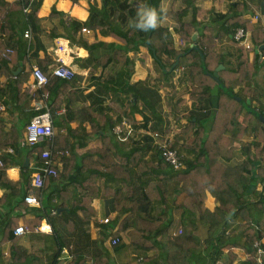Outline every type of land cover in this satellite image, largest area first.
Segmentation results:
<instances>
[{
	"label": "trees",
	"instance_id": "obj_1",
	"mask_svg": "<svg viewBox=\"0 0 264 264\" xmlns=\"http://www.w3.org/2000/svg\"><path fill=\"white\" fill-rule=\"evenodd\" d=\"M155 1L102 0L98 8L95 3L90 4L86 21L74 19L71 26L73 30L84 25L92 29H107L116 38H121L113 28L120 29L127 17L135 26L137 12L146 7L156 9ZM40 6L41 0H0V78L5 77L0 85L13 94L17 104H22L29 96L23 84L31 72L28 61L35 56L23 38V32L28 27L38 30ZM251 7L257 8L249 1L235 0L229 3L227 12L218 15V28L205 25L201 32L194 21L179 22V27L175 29L177 41L167 39L171 32L166 28L156 27L148 31L136 28L138 41L160 62L163 73L182 68L187 74V100L191 102V108L182 134L191 132L193 140L184 142L179 148L175 147V143L170 144L182 155L184 167L173 169L167 165L160 158L158 149V158H144L141 144H148L152 139L149 134L135 135L133 132L127 136L130 145L120 150L112 131L125 113L124 109L120 110L119 120L109 127V132L113 134L105 135L101 147L90 150L79 164L72 159H62L61 171L49 176L42 188L30 186L29 177L33 169L21 167L27 183L26 195L33 194L44 199L38 214L27 225L33 229L40 225L43 218L51 225L50 237L43 243L44 249H50L51 254L43 255L41 250L26 247L21 238L13 234L17 222L11 224L9 218L1 231L0 248L9 244L7 256L0 251L1 263L113 264L109 253L102 251L99 245L98 250L93 252L87 247L89 237L86 234L88 221L96 213L93 199L110 196L115 210L119 212L107 222L111 230L106 235L118 238L117 243L110 244L113 251L127 247L137 258L141 256L139 261L144 264H190L195 255L204 251L211 264L217 261L232 264L237 259L235 250L238 248L245 254L241 264H264V253L258 254L253 245L264 238V89L255 81L258 70L264 64V14L253 21L254 14L249 12ZM203 12L196 7L194 15ZM237 28H242L247 34L248 48L243 40L234 39ZM196 31L199 34L193 42L192 35ZM122 33L127 36V31ZM223 36L235 47L231 62L216 50L217 42ZM125 40L124 43L133 42L131 37ZM127 51L122 47L115 48L108 56L107 66L116 70L122 65L128 66ZM48 58L38 61L47 82L39 92L35 90L32 93L35 98L43 96L45 100L51 79L65 80L46 72L47 64L52 61ZM176 59L178 62L173 65ZM20 63L21 66L28 64L29 70L15 73ZM219 64L223 68L217 71L216 80L213 73ZM215 84H218V99L213 110L210 91ZM56 100L52 99L48 104L51 114L57 107ZM185 102L184 98H179L177 104ZM6 129L0 116V147L11 146L14 151L10 154L11 159H1V187L13 189L20 183V180L8 179L5 169L13 162L21 163L16 156L21 155L24 149L28 150V156L31 154L34 157L36 164L42 162L40 153L44 148L50 147L54 160L59 158L60 151L63 154L69 149V143L61 144L56 134L52 145L44 140L29 147L21 144L14 127ZM158 133L162 137V132ZM58 144L62 145L61 148ZM94 155L96 159L92 160ZM235 157H240V161H236ZM70 168L73 169L72 174H69ZM105 179L120 180L121 185L109 188L104 185ZM60 181L74 186L75 191H59L57 183ZM172 182L177 185L174 190L170 189ZM206 193L216 199L217 205L212 211L205 206ZM5 196L2 194L0 198ZM60 196L67 199L65 207H60L58 203ZM173 208L182 212V229L176 236L169 235ZM132 214V223L128 225L127 219ZM54 218L67 237L56 227ZM199 227L204 228L203 237L197 233ZM120 233H124L127 242L120 237ZM32 234L37 236L40 233ZM67 246H70V257L63 262L61 252Z\"/></svg>",
	"mask_w": 264,
	"mask_h": 264
},
{
	"label": "crops",
	"instance_id": "obj_2",
	"mask_svg": "<svg viewBox=\"0 0 264 264\" xmlns=\"http://www.w3.org/2000/svg\"><path fill=\"white\" fill-rule=\"evenodd\" d=\"M233 1L235 0H156L155 7L162 21L157 27L168 29L171 36L167 39H173L174 41L178 39L175 29L179 27V22L194 21L198 25L199 32L202 31L205 25L218 28L219 23L216 21L218 15L227 12L229 3ZM245 1L256 4L257 8L251 7L249 12L262 17L264 14V0ZM92 3H95L98 8L101 6L102 0H41V6L38 10V16L40 17L38 30L28 27L30 35L28 38L23 37L27 40V45L31 48L32 53L35 54L34 58L28 61V64L31 63L30 66L32 64L39 66L38 61L49 57L52 61L47 64L46 72L48 73L51 66L55 64L56 43L61 42L67 47L69 53L67 60L74 70L72 79L63 81L52 78L49 87L46 88L48 94L45 101L47 104L55 98L58 101L56 109L51 114L57 141H60L61 144L69 143L67 147L70 150H64L65 153L63 154L60 151L59 158L55 160L57 169L60 171L64 161L62 159H72L73 162L79 164L90 150L101 147L105 135L108 136L112 133V131L109 132V127L114 121L119 120V111L122 109L125 110V113L119 122L125 119L131 127H134L135 135L139 133V135H142V131L149 133V135L151 132L161 131L162 137L160 139H165L170 144L175 143L178 147L184 142L190 143L193 140L191 132L185 135L182 134L183 128L188 123V112L191 108V102L187 100L189 85L185 70L176 68L172 73H163L160 62L155 59L146 46L138 41L139 36L136 27L131 24L129 17L120 29L113 28L121 35V38H116L107 29H92L86 25L81 29L73 30L72 20L86 21ZM196 7L204 10V12L201 15L198 13L194 15ZM252 18L253 21H256L254 16ZM83 28H86L88 32L82 31ZM124 30L127 31V36L123 35L122 31ZM196 32L198 36L199 32ZM128 37H131L133 42L124 43ZM118 47L128 49V66L122 65L121 68L116 70L107 66L106 62L110 60L108 58L109 54ZM216 50L224 54L226 61L231 62L234 60L235 47L229 43L226 36H223L217 42ZM251 57L252 54H250ZM176 61L178 60L176 59L173 65L176 64ZM28 64L21 66L20 63V67L15 70V73L22 69L29 70ZM41 64L43 65L44 62H41ZM221 68H223V65ZM30 80L31 76L28 74L23 88ZM4 81L5 77H1L0 83ZM255 81L264 89V64L258 70ZM132 84H135L136 87L128 89L127 86H132ZM1 89H4V87L0 85V104L5 106V110L0 113V116L5 121L6 130L8 131L11 127H14L18 131L21 144H24V125L35 113L29 106L30 97L33 95H29L22 104H17L12 98L13 94L11 92ZM179 98H184L186 102L183 105H178ZM114 101H116V105ZM115 140L121 147L120 150H124L128 147L127 145H130V141H121L117 136ZM61 144H58V148H61ZM141 145V153L144 158H158L154 139H150L146 145ZM8 147L13 150L11 146L0 147V165L2 158H5V160L12 158L10 154L14 151L12 153L5 151ZM27 151V149H24L21 155L16 156L21 163L13 162L5 169L8 179L12 181L20 180V183L13 189L0 186V197L2 194H6L5 197L0 198V238L3 225L9 218L11 224L17 222L16 226L27 225V222L34 219L40 210L38 208L41 205L32 206L25 203L23 199L26 195L27 183L23 177L24 173L21 167L29 166L33 169L36 164L34 157L31 154L28 156ZM25 159H27L26 165H24ZM95 159L96 156L94 155L92 160ZM235 160L240 161V157H235ZM72 173L73 169L70 168L69 174ZM104 185L109 188L120 187L121 181L105 179ZM57 186L59 191H75L74 186L66 185L64 181L58 182ZM176 187L175 183L170 184L171 190ZM38 199L42 204L43 197ZM58 203L60 207H65L67 199L60 196ZM216 205V199L210 193H206L205 206L212 211ZM92 206L96 213L87 224L86 234L89 237V246L87 247L93 252L96 249L98 250L99 245L102 251L109 253L113 264L125 262L144 264L139 261L141 256L137 258L130 252L129 248L125 247L113 251L110 245L111 236L106 234L111 230V227L107 222V224L103 223L102 220L108 218L110 222L119 214L113 206L112 198L110 196L97 197L93 199ZM171 212L173 222L169 228V235H172L171 232L176 231L178 228L182 229L181 210L173 208ZM133 217L134 214L128 217V225L132 223ZM45 220L43 218L41 223ZM53 220L59 231L64 234L63 236L67 237L64 231L60 229L58 220L55 218ZM262 227L264 228L263 224ZM199 228L197 233L200 237H203L204 228ZM240 230L238 229V231ZM120 234V237L127 242L124 233ZM14 235L19 236L23 244L29 249L41 250L43 255L51 254V250H45L43 245L49 239L50 234L40 233L36 236L31 235V233H24ZM69 248L70 246H67L62 249L63 262L69 260V258H66L70 254ZM8 250L9 244L3 245L2 249L0 248L5 256L8 255ZM235 252L237 253V259L232 264H241L240 261L244 259L245 254L238 248ZM149 253L152 254V252ZM223 262L217 261L214 264H223ZM0 264H3L1 260ZM190 264L211 263L208 257L205 256V252L201 251L191 259ZM225 264H228V261Z\"/></svg>",
	"mask_w": 264,
	"mask_h": 264
},
{
	"label": "built area",
	"instance_id": "obj_3",
	"mask_svg": "<svg viewBox=\"0 0 264 264\" xmlns=\"http://www.w3.org/2000/svg\"><path fill=\"white\" fill-rule=\"evenodd\" d=\"M26 10V9H24ZM258 14L254 15V19H258ZM82 31H87L86 28H83ZM30 35V29L27 28L23 32V36L28 38ZM234 39L243 40L246 47H249V43L247 41V34L243 31L242 28H237L234 33ZM55 49V64L51 66L49 72L57 77H60L65 80H70L74 76V70L69 65L67 60V55H69L67 51V47L64 43L57 42ZM259 51V49H257ZM31 80L25 85V88L28 91L29 95L35 90H39L42 85L47 82V76L41 71V69L35 65H31L30 72ZM30 109H32L35 113L29 119L27 124L25 125V136L24 143L32 147L35 144L41 143L44 140H48L49 143L53 144V137L55 135L53 119L51 115V111L44 97L42 96L40 99H36L34 96L30 97L29 101ZM5 110V106L0 104V113ZM112 131L115 133L117 138L121 141L128 140V135L133 134V128L127 123L125 119H123L120 124H116L113 126ZM144 134H149L145 131H142ZM150 136L154 139V146L159 150L160 158L167 164L173 167V169H180L184 167L182 163V155L179 151L170 145V143L165 139H160L158 132H151ZM5 151L12 153L13 150L11 148H7ZM40 159L42 162L39 164H35L33 167V172L30 178V184L34 188H42L44 186L45 180L49 176H55L58 169L56 165V161L52 157V150L50 147L44 148L40 153ZM24 202L32 205L39 206V199L33 195L29 194L24 197ZM54 210H52V214H54ZM108 218L102 220L103 223L108 222ZM44 233L50 234L52 232L51 225L45 220L43 223L34 227L33 229L29 228L27 225L22 224L18 225L14 229V234H24V233ZM181 233V228H178L176 231L171 232L173 236L179 235ZM118 238L114 237L109 240L110 244L117 243ZM254 247L257 249L258 254L264 253V238L260 241L254 242ZM70 255H67L66 258H69ZM141 258H139L140 260Z\"/></svg>",
	"mask_w": 264,
	"mask_h": 264
},
{
	"label": "clouds",
	"instance_id": "obj_4",
	"mask_svg": "<svg viewBox=\"0 0 264 264\" xmlns=\"http://www.w3.org/2000/svg\"><path fill=\"white\" fill-rule=\"evenodd\" d=\"M137 17L135 27L142 31L155 29L162 22L157 10L152 7L142 8L137 12Z\"/></svg>",
	"mask_w": 264,
	"mask_h": 264
},
{
	"label": "water",
	"instance_id": "obj_5",
	"mask_svg": "<svg viewBox=\"0 0 264 264\" xmlns=\"http://www.w3.org/2000/svg\"><path fill=\"white\" fill-rule=\"evenodd\" d=\"M196 36H197V32H194L193 35H192V41L194 42L196 40ZM178 60V59H177ZM178 62V61H176ZM222 67V64H219V66L216 67L214 73H213V77L217 80V71L219 70V68ZM218 83V82H217ZM211 93V99H210V103H211V106L213 108V110L216 109V106H217V94H218V84H215L213 86V88L211 89L210 91ZM247 103H249V99L246 100ZM27 164V159H25L24 161V165Z\"/></svg>",
	"mask_w": 264,
	"mask_h": 264
},
{
	"label": "rangeland",
	"instance_id": "obj_6",
	"mask_svg": "<svg viewBox=\"0 0 264 264\" xmlns=\"http://www.w3.org/2000/svg\"><path fill=\"white\" fill-rule=\"evenodd\" d=\"M175 147H176V148H179L178 145H176ZM182 152H183V151H182ZM183 153H184V152H183ZM32 233H33V232H31V235H33ZM49 237H50V236H48V238H49ZM47 240H48V239H47Z\"/></svg>",
	"mask_w": 264,
	"mask_h": 264
}]
</instances>
